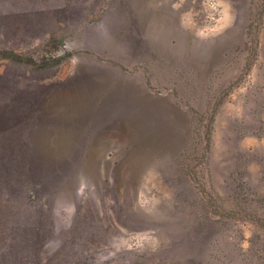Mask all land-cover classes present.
Listing matches in <instances>:
<instances>
[{
  "label": "rangeland",
  "instance_id": "374dc122",
  "mask_svg": "<svg viewBox=\"0 0 264 264\" xmlns=\"http://www.w3.org/2000/svg\"><path fill=\"white\" fill-rule=\"evenodd\" d=\"M0 0V264H264V0Z\"/></svg>",
  "mask_w": 264,
  "mask_h": 264
},
{
  "label": "crops",
  "instance_id": "0c3cea01",
  "mask_svg": "<svg viewBox=\"0 0 264 264\" xmlns=\"http://www.w3.org/2000/svg\"><path fill=\"white\" fill-rule=\"evenodd\" d=\"M10 1H11V3H10V6H9V9H10L9 15H10V17L12 19V0H10Z\"/></svg>",
  "mask_w": 264,
  "mask_h": 264
}]
</instances>
